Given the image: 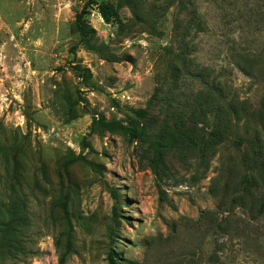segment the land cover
I'll return each instance as SVG.
<instances>
[{
	"label": "rangeland",
	"instance_id": "374dc122",
	"mask_svg": "<svg viewBox=\"0 0 264 264\" xmlns=\"http://www.w3.org/2000/svg\"><path fill=\"white\" fill-rule=\"evenodd\" d=\"M95 2L82 41L84 0H0V264H264V114L256 172L224 111L260 107L264 0Z\"/></svg>",
	"mask_w": 264,
	"mask_h": 264
},
{
	"label": "trees",
	"instance_id": "16d2710c",
	"mask_svg": "<svg viewBox=\"0 0 264 264\" xmlns=\"http://www.w3.org/2000/svg\"><path fill=\"white\" fill-rule=\"evenodd\" d=\"M91 4H95L97 7V10L102 18V20L105 23H110L116 16H117V10L116 8L109 3L100 2L97 3L95 0H84V4L81 8V10L76 14L75 19L72 23V30L74 32H77L82 41H87L95 35L94 29L88 25V23L84 20V15L88 12V7ZM88 69L83 68L81 72L83 75L87 73ZM211 90H213V87H211ZM244 101L241 102H233V101H226V109L224 111L228 112V115L232 118L235 127V133L237 129L240 127L242 130V133L238 136L239 138H235L236 142L238 144H243V138L245 136H249L250 140H253V147L256 146L257 149L253 150L249 157H250V169L254 171H260L263 167L262 162L258 160L259 152L261 148V129L259 126V122H254V117L257 115L260 117L262 114H264V94L261 97L260 100V107L256 111H249L244 106ZM219 111L221 109H217V114H214V118H219ZM135 118L129 120L127 123L120 121V120H105L103 117H99L97 120H95L94 123L97 124L99 128L102 130H108V131H123L125 132L129 138L133 139L138 134V128L140 125V120L143 119L145 116V109L140 108L134 110ZM238 126V128H237ZM227 129H230V125L227 122L226 124H217L215 128L208 134V138L212 139V141L217 142L218 140L225 139V133L222 134L223 131H226ZM236 137V134H235ZM243 180L246 184L243 186L242 191H251L252 187L255 185H258V178L250 173H244L243 174ZM254 183H256L254 185ZM260 206L264 207V194L261 193L260 196ZM116 254L114 252L109 253V259L108 264H116L115 258Z\"/></svg>",
	"mask_w": 264,
	"mask_h": 264
}]
</instances>
